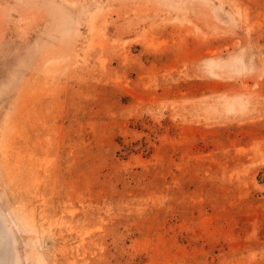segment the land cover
I'll return each instance as SVG.
<instances>
[{
	"label": "rangeland",
	"instance_id": "rangeland-1",
	"mask_svg": "<svg viewBox=\"0 0 264 264\" xmlns=\"http://www.w3.org/2000/svg\"><path fill=\"white\" fill-rule=\"evenodd\" d=\"M0 264H264V0H0Z\"/></svg>",
	"mask_w": 264,
	"mask_h": 264
}]
</instances>
